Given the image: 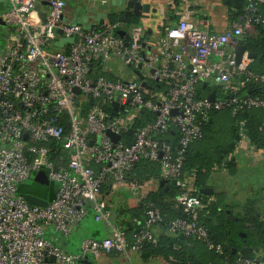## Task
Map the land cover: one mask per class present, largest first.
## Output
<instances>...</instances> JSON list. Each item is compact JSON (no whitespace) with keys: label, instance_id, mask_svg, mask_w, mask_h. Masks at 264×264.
I'll return each mask as SVG.
<instances>
[{"label":"built area","instance_id":"built-area-1","mask_svg":"<svg viewBox=\"0 0 264 264\" xmlns=\"http://www.w3.org/2000/svg\"><path fill=\"white\" fill-rule=\"evenodd\" d=\"M66 1L0 0L4 24L0 32V264H79L87 256L96 263L110 254L131 264V254L139 252L140 243L156 241L141 231L131 242L112 226L110 212L100 199L102 187L116 189L141 163H157L161 177L174 180L181 171L184 149L201 138L200 124L209 112L229 107L264 111V98L237 94L246 86H264V74L249 70L252 60L247 51L237 67L244 78L238 86L229 72L240 39L253 33V23L264 25V17L257 15L264 0H241L242 15L220 34L199 30L181 19L166 29L149 52L142 47V26L125 29L120 23L103 21L102 29L94 30L65 23ZM39 13L45 15L43 22ZM120 31L128 41L119 36ZM59 41L62 44L56 49L53 46ZM96 62L104 72L106 65L118 63L125 76L114 81L95 77ZM200 83L217 87L213 102L196 97ZM151 86L159 89L149 90ZM113 103L123 112L110 116L101 107ZM143 111L153 115V122L134 126ZM172 111L176 113L171 115ZM60 115L67 117L70 131L63 143L66 157H58L57 165L49 144L62 136ZM171 127L179 135L180 150L175 155L163 140ZM106 131L119 140L111 142ZM40 171L56 185V193L43 206L29 205L19 188ZM174 184L182 190L176 204L189 220L175 219L168 230L210 246L206 230L195 222L204 205L186 182ZM129 185L136 195L137 186ZM88 204L93 220L104 222L112 235L85 238L76 254H68L54 243V236L68 239L86 217ZM145 214V228L162 219L150 205ZM234 264L259 263L244 258Z\"/></svg>","mask_w":264,"mask_h":264},{"label":"trees","instance_id":"trees-1","mask_svg":"<svg viewBox=\"0 0 264 264\" xmlns=\"http://www.w3.org/2000/svg\"><path fill=\"white\" fill-rule=\"evenodd\" d=\"M232 1L229 0L227 2L231 24L242 15L243 7L234 9ZM257 15L261 18L264 17V6L259 8ZM106 20L110 24L120 23L117 13L108 14ZM171 20L178 22L180 19L177 20V17H173ZM120 24L125 29L139 26L143 24L142 17L131 16L126 23ZM252 26L253 33L244 34L239 43L245 46L248 53L256 55V58L252 60L249 66V70L255 74H264V25L253 23ZM168 27L170 26L161 25L159 28L161 36ZM91 29L101 30L102 25L96 24ZM61 44L59 41L53 47L60 49ZM95 67L94 76H103L101 75L102 65L96 62ZM107 75L103 77L113 81L124 77V74L120 75L119 73H108ZM231 79L234 86H238L244 78L238 73H232ZM203 84L196 85L197 98H207L212 91H218L217 87L212 83ZM150 89L157 90L159 88L151 86L149 87ZM144 90L147 89L144 88ZM237 94L238 96L264 98V86L256 85L251 86V88L246 86V88L238 91ZM83 106L87 108L89 105ZM101 107L110 116H116L123 112L119 108L114 109L112 105ZM220 112L227 113L230 119L228 137L223 140L217 137L218 140L215 139L212 143L207 142L211 126L218 119L216 116ZM141 117L142 119L136 122L134 126L150 124L154 119L152 114L145 111L142 112ZM58 119V124L63 129L62 136L58 140H52L49 144L52 159L57 165H59L58 157H66L63 151V143L64 138L70 131L67 117L60 115ZM200 125L201 138L184 149L182 167L177 178L167 180V188H165V185L159 186L156 191L147 194L135 207L128 209V218L122 221L123 223H120L119 229L130 238L131 242L133 241L132 236L141 231H147L154 237L155 244L148 241L140 243L138 253L143 262H148L151 259H162L166 264H204L198 257L200 256L198 253L203 252L204 255L206 254L207 264H234L237 260L244 258L255 259L258 260L259 264H264V213L261 214L259 211V203L254 199L247 200L239 208V213H237L238 208L227 202L222 193L215 194L214 201H207L208 197L197 192L199 189L207 187L209 177L213 172L223 170L229 176L235 174L234 162L227 158L231 155L235 144L242 137L255 149L264 150V111L253 108L234 109L229 107L219 112H209L206 120L202 121ZM123 135L126 137L125 134ZM163 135V140L171 146L172 154L175 155L180 150L178 145L179 135L175 127H171ZM125 142L127 143L126 139ZM138 165L148 173L147 180L149 178H159V165L157 163H141ZM188 177L193 179V184L191 185L193 188L192 195L197 196L204 205V208L198 212L195 222L206 230L207 241L210 242V246H207L206 243L196 237L168 230L171 221L183 219L175 211L176 208H179L176 204V198L182 190L176 187L174 182L179 180L187 183ZM108 188L105 185L101 191L108 190ZM147 205L157 208L162 214V219L145 228L144 220ZM183 220L188 221L189 217L185 216ZM217 246L220 247L219 251L216 250Z\"/></svg>","mask_w":264,"mask_h":264},{"label":"crops","instance_id":"crops-1","mask_svg":"<svg viewBox=\"0 0 264 264\" xmlns=\"http://www.w3.org/2000/svg\"><path fill=\"white\" fill-rule=\"evenodd\" d=\"M75 0H67L63 21L65 23H76L74 21L75 10L71 9L70 3ZM115 1V2H114ZM142 4H149L150 12L142 16V25L144 27V36L142 44L147 52L151 51L154 44L161 36L159 28L161 25L171 26L177 23L172 21L173 17L177 20L185 19L191 22L197 29L211 32L223 33L231 27L229 19V11L227 2L229 0H140ZM76 2V1H75ZM108 0H97L96 6H90L83 13V27L91 29L94 25H98L102 18L106 22L108 10L106 8ZM126 0H113L110 10L118 13L125 8ZM233 5V1L231 2ZM243 6L240 0V5ZM104 9H99V8ZM102 10V11H101ZM78 24V23H76ZM81 25V24H80ZM109 65V64H108ZM105 73L124 74V69L118 63H113V71H109L107 66ZM114 74V73H113ZM125 76V74H124ZM233 160L235 165V174L229 176L225 171L213 172L207 183V187L212 190V195H204L208 197L207 201H214V195L222 193L227 202L237 207V213L247 200L254 199L259 203V211L264 213V150H257L242 137L234 146L231 155L227 158ZM148 173L140 165H136L130 173H128L125 182L121 183L116 189L104 190L100 193V199L105 203L110 212L109 221L112 226L119 229L120 223L128 218V209L135 207L139 201V196H145L150 192H154L159 187L158 179H146ZM159 177H161L159 168ZM129 184L137 186L138 192L131 190ZM187 184L192 188L193 179L188 177ZM206 187V188H207ZM20 192L31 200L33 204H42L52 199L56 193V185L49 184L45 178L43 171L33 175L28 181L20 186ZM193 192V188L191 190ZM142 198V199H143ZM88 206V213L83 221L73 228L68 239L60 236H54V243L57 244L64 252L68 254H76L80 242L85 238L104 239L112 235L110 227L104 222H95L93 220V212ZM46 230L47 236L49 235ZM127 236V235H126ZM130 241V238L127 236ZM198 240V239H197ZM197 252V250H196ZM198 253V252H197ZM198 256L204 264L206 262V254L198 253ZM131 264H166L162 259H151L143 262L139 253L131 254ZM95 264H125L120 259L110 254L101 256Z\"/></svg>","mask_w":264,"mask_h":264},{"label":"water","instance_id":"water-1","mask_svg":"<svg viewBox=\"0 0 264 264\" xmlns=\"http://www.w3.org/2000/svg\"><path fill=\"white\" fill-rule=\"evenodd\" d=\"M233 5L235 8H237V6L240 5V0H233ZM39 5L36 7L37 10H39ZM150 12V6L149 4H142L140 0H126V3H125V8L124 9H121L117 15H118V21L120 23H126L128 21V18L131 17V16H134V17H137V18H140L142 17L143 15H146ZM39 17H40V20L43 22L44 21V18H45V15L44 13H39ZM103 19L101 18L99 20V23L98 25H102L103 23ZM0 27H4V24L3 22L0 20ZM119 36L123 37V39L125 41H128L129 40V37L128 35L124 32V31H120L119 32ZM142 47H144V45L142 44ZM246 51V48L244 45L242 44H239L237 45L236 47V50L234 52V66L231 67L229 69V72L230 74L234 73V74H237L238 73V65L240 64L241 62V59H242V55L243 53ZM248 57L251 59V60H254L256 58V55L253 54V53H248ZM140 67H138L139 69ZM190 68V67H189ZM134 74L137 76V79L141 82V86L143 88H147V85L146 83L144 82L143 80V77L140 75V73L138 71H135ZM206 83H204L203 85H205ZM74 92L76 94L79 93L78 90H74ZM214 97H215V91H212L208 96H207V100L210 101V102H213L214 101ZM90 104H93V100L90 99ZM112 107L114 109L118 108V105L116 103H113L112 104ZM119 109H122L121 107H119ZM176 112L175 111H172L171 112V115L175 114ZM131 130H128L127 131V134H131ZM106 136L109 137L110 141L113 142V143H116L118 140H119V136L118 135H114L112 133H110L109 131H106ZM27 135H24V139L26 138ZM92 142H89V145H91ZM159 180V186H164L165 185V188H167V180H164L162 177H159L158 178ZM199 194H202V195H212V190L210 188H202V189H199L197 191ZM25 200L28 202L29 205H37V206H43L45 204L42 203V204H33L31 202L30 199H28L27 197H25ZM176 213L180 215V218H185V215L183 213H181V210L179 208H176L175 209ZM91 256H87L85 257L82 261H79V264H95L93 261L90 260Z\"/></svg>","mask_w":264,"mask_h":264},{"label":"rangeland","instance_id":"rangeland-1","mask_svg":"<svg viewBox=\"0 0 264 264\" xmlns=\"http://www.w3.org/2000/svg\"><path fill=\"white\" fill-rule=\"evenodd\" d=\"M76 1V2H75ZM74 2L70 3V7L71 9L75 10V16H74V21L78 24H83L84 20H83V13L86 12V10L88 8H90V6H96V2L97 0H75ZM115 2V1H114ZM113 3V0H108L106 8L104 9L99 8V9H104V10H108V14H112L115 12V10L112 11L109 9L110 5ZM102 11V10H101ZM87 13V12H86ZM142 26L143 25H139ZM144 28V27H143ZM128 29V28H127ZM0 32H2V28L0 27ZM109 71H113V63H110L107 66ZM113 73H116L115 71ZM101 75L103 76H108L107 73H105L103 70L101 72ZM218 119H216L210 129V132L208 133V137H207V142L209 141L210 143H212L215 139H217V137L223 139H226L228 137V132H229V127H230V119L227 113L225 112H220L219 114H217ZM210 137V139L208 140V138ZM218 140V139H217Z\"/></svg>","mask_w":264,"mask_h":264}]
</instances>
